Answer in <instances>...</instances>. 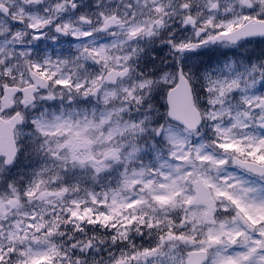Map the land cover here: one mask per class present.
I'll use <instances>...</instances> for the list:
<instances>
[{
	"label": "snow or ice",
	"instance_id": "6c2138e0",
	"mask_svg": "<svg viewBox=\"0 0 264 264\" xmlns=\"http://www.w3.org/2000/svg\"><path fill=\"white\" fill-rule=\"evenodd\" d=\"M0 264H264V0H0Z\"/></svg>",
	"mask_w": 264,
	"mask_h": 264
}]
</instances>
